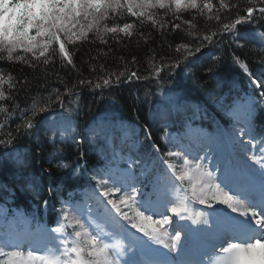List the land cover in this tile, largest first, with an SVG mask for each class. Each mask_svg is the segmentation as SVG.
I'll return each mask as SVG.
<instances>
[{"label": "snow or ice", "instance_id": "obj_1", "mask_svg": "<svg viewBox=\"0 0 264 264\" xmlns=\"http://www.w3.org/2000/svg\"><path fill=\"white\" fill-rule=\"evenodd\" d=\"M262 5L264 0H245L243 8L240 4L230 8L225 0H219L214 11L213 3L201 4L198 0H0V59L13 63L18 61L30 70L26 75L24 68L19 69V79L24 82L18 83L15 77L8 75L6 69H0V82L8 75L9 83H18L16 92L9 97L0 90V101L13 104V111H17L18 118L23 120L22 123L13 121L17 123L14 131L6 130L12 112L0 107V114H3L0 137H7L0 138V148H11V152L3 153V156L11 157L17 151L13 143L18 142L21 136L38 137L40 145L52 141L55 150V144L61 142L57 137L61 132L68 131L69 121L63 115L59 119L49 120L48 115L54 105L66 107L65 96L71 98L68 100L69 104H77L80 89H100L102 95L103 90L122 84V78L129 82H152L149 76H141L137 71L129 70L131 63L139 61L124 62L125 70L122 72H114L105 64L99 63V59L107 55L100 52V45L110 47V41H117L121 34L124 37L131 36L130 30H137L138 35V28L145 26L144 17L155 23L149 10L167 11L174 8L175 15L184 9H193L200 15L207 12L211 14L212 20L217 21V30L203 35L201 42L194 48L188 47L186 43L179 44L175 51L187 53L183 60L176 58L170 65L167 61H162L164 67L161 68L153 62L154 56L148 57L152 75L158 80H164L165 76L182 64L188 66L196 63L200 58L197 54L203 55L205 43L213 48L221 43L222 41L214 40L221 32L229 33L238 25L252 24L254 21H260V27H264ZM222 11H227L229 16L221 19ZM241 12L244 14L240 15ZM129 14L136 18L134 23L127 22ZM233 14L237 16L234 21L230 19ZM121 20L124 21L122 27L118 23ZM109 22L112 26H106ZM175 27L179 29L181 26L177 24ZM253 33V38L262 46L260 55L264 61V32L257 34L253 30ZM85 48L88 49L86 54L89 56V66L92 67L89 76L95 79L85 77L79 70L84 60L83 55L78 57V53H83ZM20 50L23 54H19ZM92 51L97 53L96 62H92ZM57 64L60 70H66L65 75L75 70L76 83L63 80L58 73L56 75L67 89L66 93L59 88L48 87L49 73L56 71ZM240 66L249 77L252 76L246 64ZM165 69V76H161V71ZM250 83L254 89L259 90L260 101L264 103V74L250 79ZM40 84L45 85L44 90L48 94L31 96L34 90L39 93ZM21 93L23 103L27 105L31 100V105L23 110L16 104ZM253 113L254 108L249 106L242 126L232 125L228 130H220L207 136V143L199 145L198 149L180 145L179 151H173L177 145L165 134L162 139L167 141L166 155L169 158H179L185 166L183 171L165 160L155 144L151 145V152L130 153L123 170L113 166L115 157L105 167L93 168L91 174L79 162L74 165L60 164V168L67 170L68 181L75 182L78 175L86 176L90 187V193H86V196L92 204L87 206L86 218L79 205L65 207L68 205L67 201L62 202L59 210L64 221L73 226L75 238L60 251L53 243L55 237L52 232L65 231V224L52 229L44 240L30 234L10 233L7 237H0V257H7L2 264H33L35 260H40L42 264L45 261L47 264H170L168 253L152 245L179 250L182 243L181 232L192 231L201 233L212 243L214 250L219 247L222 256L217 264H264V153L257 158L251 148L257 136L264 143V127L259 133L256 132ZM228 114L231 116L234 112ZM54 133L56 136H53ZM88 139L87 130L83 133V140L77 141L75 136L72 137L77 145ZM168 144L172 147H168ZM81 167H84L83 172L78 171ZM193 177L198 179L197 184H192ZM185 183L191 185L190 191L185 190ZM52 190L56 191L55 188ZM193 201L206 205V208L187 217L188 205ZM169 211L172 215L168 214ZM205 215L212 218L210 228L192 229L185 224L175 229L174 237L166 229L161 231L162 226L172 225L177 217L181 220L190 218L197 226L207 224L208 220L202 219ZM154 216H160L161 219H154ZM125 222L142 234H132L127 259H123L119 252L113 255L112 247L103 239L112 234L111 230L117 225L124 227ZM25 245L33 251H27L26 255L20 251H4L6 248L19 249ZM41 245L52 258L34 255L36 248ZM137 250L140 259L136 258ZM182 264L196 262L184 260Z\"/></svg>", "mask_w": 264, "mask_h": 264}, {"label": "trees", "instance_id": "obj_2", "mask_svg": "<svg viewBox=\"0 0 264 264\" xmlns=\"http://www.w3.org/2000/svg\"><path fill=\"white\" fill-rule=\"evenodd\" d=\"M204 2L213 3L214 11L219 5V0H198V3ZM225 3H228L230 8L235 4H240L242 8L245 6V0H225ZM150 12L153 14L155 23L144 17L145 26L138 28V35L137 30H130L131 36L124 37L121 34V38L117 41H110V47L100 45V52L107 55L99 59V63L105 64L114 72H122L125 70L124 62L139 61V63H131L129 70H135L141 76H149L152 82L147 80L129 82L122 78L124 80L122 84L103 90L102 95L100 89H80L77 104H69L68 100L71 98L65 96L66 107L54 105L48 115L49 120H55L61 112L65 113L69 122L75 126L71 131L76 135V140L80 141L83 140V133L86 130L84 125L86 117L91 112L92 119L87 121L97 123L94 131L98 137L89 135L87 142L78 145L57 137L61 142L55 144L54 150L52 141L40 145L38 137L21 136L18 142L13 143L17 151L13 152L11 157L3 156V153L11 152V148H0V231L2 230L1 221L7 212L24 213L25 216L34 217V222L39 224L53 225L57 222L60 218L58 209L62 202L68 199L64 192H75L87 182L86 176L78 175L75 182H79V186L71 190L73 182L66 179L67 170L60 168V164L74 165L75 162H79L85 166L84 163H86L88 173L91 174L93 168L105 167L110 158V151L124 136L132 137L137 128L143 141L146 143L152 141L159 146H163L164 143L163 148L166 149V140L162 137H165V134L168 135L169 131L180 129L181 123L189 116L187 114L197 107H206V112L191 115L192 120L208 122L211 113H216L219 118H226L225 109L231 103L260 98L259 90L254 89L250 83V79L264 74V61L260 55L262 46L253 38V30H256L257 34L264 32V27H260V21L238 25L229 33L221 32L214 37V40L222 42L215 48L205 43L202 49L203 55L197 54L200 58L196 63L188 66L182 64L167 76H165V69L161 71V76H165V79L158 80L151 73L148 57L154 56L153 62L161 68L164 67L162 61H167L170 65L176 58L183 60L187 53L175 51L179 44L186 43L188 47L194 48L201 42L203 35L217 30L215 27L217 21L210 18L211 14L204 12L200 15L193 9H184L175 15L174 8ZM243 14V12L240 13V15ZM257 14L254 13V15ZM225 16H229V13L222 11L221 19ZM236 18L235 14L230 16L233 21ZM135 20L136 18L131 17L130 14L127 17L129 23H134ZM123 22V20L118 22L120 27L123 26ZM161 23L162 26H160ZM177 24L181 26L179 29L175 27ZM106 26L112 25L109 22ZM87 52L88 49L85 48L83 53H78V57L83 55L84 60L79 70L85 77L95 79L89 76L92 67L89 66ZM19 54H23L22 50ZM91 58L92 62L97 61L96 51L91 52ZM241 64L247 65L252 73L251 77L244 72ZM210 67L211 71H209ZM20 68L25 69L26 75L30 71L27 66L18 61L13 63L0 59V69H6L8 75L15 77L18 83H23L24 81L18 76ZM65 71L60 70L57 64L56 71L49 73L48 87L59 88L66 93L67 89L56 78L57 73L63 80L70 83H76V78L75 70L69 75H65ZM8 75H5L4 81L0 82V90L5 92L6 97L16 92L18 87L17 82L9 83ZM44 89L45 85L40 84L39 93L34 90L31 96L47 95ZM16 104H19L20 109L23 110L31 105V100L27 105L23 103L21 93ZM0 107L8 108L12 112V118L8 121L6 130L14 131L17 123L13 121L23 122L22 118H18L19 113L13 111L15 106L9 102L0 101ZM159 120L163 121L160 125ZM0 121H3V114H0ZM166 123H168L167 126ZM158 127L159 131H157ZM147 131L151 134L148 135ZM53 136L56 134L54 133ZM97 145L98 148H96ZM104 155L108 156L104 158ZM78 171L83 172L84 167ZM53 188L56 191H53Z\"/></svg>", "mask_w": 264, "mask_h": 264}, {"label": "rangeland", "instance_id": "obj_3", "mask_svg": "<svg viewBox=\"0 0 264 264\" xmlns=\"http://www.w3.org/2000/svg\"><path fill=\"white\" fill-rule=\"evenodd\" d=\"M152 10H155V9H152ZM152 10H149V11H152ZM108 100V99H107ZM169 160H170V163H172L174 166H176V167H178L179 168V166H180V168H179V170L180 171H183L184 169L182 168V162L180 161V159L179 158H169V157H167ZM183 167L185 168V166L183 165ZM198 183V179L196 178V177H193L192 178V184H197ZM127 210V209H126ZM131 214V213H130ZM169 214V213H168ZM176 221H181V219L179 218V217H177L176 219H175ZM166 225H164V226H162V227H165ZM64 233H65V231H63V232H61V233H57V235H58V237H59V240L60 241H62L61 243H60V247L63 249L65 246H67V241H66V239H64L65 238V236H64ZM109 245H112V248H115V249H117L118 248V245H117V243L114 241V242H111ZM4 259H7V257H0V264H2V262H3V260Z\"/></svg>", "mask_w": 264, "mask_h": 264}, {"label": "bare ground", "instance_id": "obj_4", "mask_svg": "<svg viewBox=\"0 0 264 264\" xmlns=\"http://www.w3.org/2000/svg\"><path fill=\"white\" fill-rule=\"evenodd\" d=\"M162 122H163L162 120H159V125L162 124ZM157 131H159V127L157 128ZM147 134L150 135L151 132H150V131H147ZM150 152H151V151H150ZM175 167H176V166H175ZM177 168H178V167H177ZM78 186H79V182H73L70 188H71V190H75V189L78 188Z\"/></svg>", "mask_w": 264, "mask_h": 264}]
</instances>
